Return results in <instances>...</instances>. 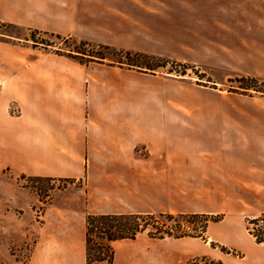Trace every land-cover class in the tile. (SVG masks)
<instances>
[{
    "label": "crops",
    "instance_id": "1",
    "mask_svg": "<svg viewBox=\"0 0 264 264\" xmlns=\"http://www.w3.org/2000/svg\"><path fill=\"white\" fill-rule=\"evenodd\" d=\"M0 23L218 71L215 85L264 80V0H0ZM19 40L0 39V172L86 183L85 203L47 209L27 264H87L78 220L133 213H224L213 224L230 252L184 237L154 255L124 239L114 264H264L247 228L221 230L264 213V94L220 91L219 106H202L182 79Z\"/></svg>",
    "mask_w": 264,
    "mask_h": 264
},
{
    "label": "rangeland",
    "instance_id": "2",
    "mask_svg": "<svg viewBox=\"0 0 264 264\" xmlns=\"http://www.w3.org/2000/svg\"><path fill=\"white\" fill-rule=\"evenodd\" d=\"M34 40L39 42L50 43L53 46L39 45L42 48L50 49L54 52L60 49L68 50L77 47L80 41L71 40L63 41L55 36L45 33H36L33 35ZM28 38L30 44H35L32 39V32L16 27L5 26L0 23V39H13L14 41H20L19 39ZM88 49H93L88 47ZM96 50L98 48H95ZM65 52V51H63ZM112 60H105L104 63L110 64ZM178 64H169L166 69H160L156 75L161 77H174L179 78L192 85L191 90L186 89V97L192 94L194 97H198L202 103V106H213L217 104L219 106L220 101L212 93H219L220 91L228 95L236 94H262L255 90H244L242 87L245 84L237 82L235 79L238 76L232 77L222 84H212L210 82L216 79H222L223 74L218 71H212L203 67H197L195 65H189L186 69V73H183L184 66ZM233 80V81H231ZM259 81H261L259 79ZM258 89L264 91V84L259 82ZM84 180L70 181L65 179H43V178H31L22 175L13 174L10 171L4 170L0 172V264H27L31 258L34 244L39 237L40 226L46 219L47 209L52 211L63 209V205L69 201L75 203H81L86 200ZM55 201V206L53 205ZM258 207L255 205V208ZM251 209L238 214L234 217L235 223L224 224L221 230H229L234 226L241 231L246 232L248 226L247 220L255 218L256 214L263 213L258 209ZM224 214V213H219ZM217 215V214H214ZM258 217V216H257ZM225 218V214H224ZM72 219H79L76 216H72ZM224 220V219H223ZM79 225L76 229L79 232V247L82 248L84 241V231L86 221L80 219ZM185 227L192 225L201 226L202 221H196L194 224L181 221ZM174 223V222H170ZM206 235V241L209 242L208 247H212L217 252H224L223 247L218 240H216V230L213 223ZM229 228V229H228ZM195 238V237H193ZM172 239V238H165ZM205 239L200 238L198 242L201 245H205ZM161 239H153L149 237L148 232L140 234L134 241L136 251L153 253L154 255L163 251L162 248L155 246ZM212 242L215 244L213 245ZM228 249L227 247H225ZM208 257L213 258L211 255ZM200 257V256H197ZM195 258V257H194ZM193 259V258H192ZM188 260L185 264H189ZM217 260V259H215Z\"/></svg>",
    "mask_w": 264,
    "mask_h": 264
},
{
    "label": "trees",
    "instance_id": "3",
    "mask_svg": "<svg viewBox=\"0 0 264 264\" xmlns=\"http://www.w3.org/2000/svg\"><path fill=\"white\" fill-rule=\"evenodd\" d=\"M4 25V24H2ZM6 26V25H5ZM32 39L35 44L53 46L44 41L39 42ZM63 41H71L73 38L55 36ZM80 45L73 49H60L56 53L66 55L82 64L104 63L109 59L113 62L106 64L109 66L127 67L144 73L156 74L160 69H166L169 64H178L176 61L150 55L141 52H132L118 50L109 45L95 44L89 41H80ZM93 49H88V47ZM95 48H98L97 50ZM65 51V52H63ZM183 73L188 68L185 64ZM241 84L244 90H255L264 94V91L258 89V83L264 84V80L257 78L240 76L235 79ZM233 81V80H231ZM75 181L73 179H65ZM224 219V214H206V213H133V214H88L86 217V260L87 264H114L115 248L114 243L119 240H135L140 234L148 232L149 237L153 239L184 238L195 237L207 239L206 235L211 223H219ZM182 220L189 224L201 220L202 225H192L185 227ZM174 222V223H170ZM248 233L258 244H264V213L261 216L247 220ZM214 245L215 243L212 242ZM225 252L230 250L223 247ZM189 264H224L221 260H215L208 256L193 258Z\"/></svg>",
    "mask_w": 264,
    "mask_h": 264
},
{
    "label": "built area",
    "instance_id": "4",
    "mask_svg": "<svg viewBox=\"0 0 264 264\" xmlns=\"http://www.w3.org/2000/svg\"><path fill=\"white\" fill-rule=\"evenodd\" d=\"M12 112H13L14 114L18 113V109H17V108H13V109H12Z\"/></svg>",
    "mask_w": 264,
    "mask_h": 264
}]
</instances>
